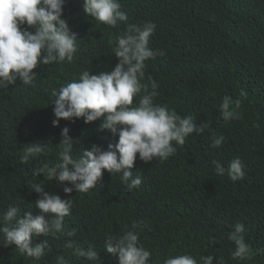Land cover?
<instances>
[{"label": "trees", "instance_id": "16d2710c", "mask_svg": "<svg viewBox=\"0 0 264 264\" xmlns=\"http://www.w3.org/2000/svg\"><path fill=\"white\" fill-rule=\"evenodd\" d=\"M119 2L129 24H156L150 47L165 55L145 62L144 81L151 75L158 82L155 102L181 116H192L197 125L208 122L210 128L190 135L164 162L145 163L138 158L131 171L142 183L132 191L119 174L112 176L106 170L103 185L87 193L65 194L55 180L44 179L43 174L34 178L32 169L39 161L21 163L23 147L45 141L50 151L44 159L54 165L65 126L70 128L69 135L82 141L74 142V158L92 143L107 149L118 142V136L100 130L101 119L92 123L83 118L61 119L59 126H53L50 90L83 70L94 74L110 70L118 63L112 54L115 37L125 30L124 24L113 28L87 16L83 0H65L64 18L81 39L74 62L41 65L34 69L38 75L32 84L18 80L0 89V214L10 205L40 214L35 207L40 194L31 183L43 179L47 191L72 198V215L65 217V229L76 231L72 239L79 245L100 251L102 264H119L118 256L104 250V241L109 235L123 234L134 220L147 225L137 231L145 248L152 251L151 264L185 253L198 264L204 255H214L224 264H264V254L234 260L235 245L227 239L234 225L242 223L246 243L253 250L264 248V0ZM225 95L242 101L240 119L225 122L220 118L219 105ZM212 132L226 138L220 148L210 147ZM237 157L246 165L243 180L233 182L227 174H215L213 160L227 167ZM210 236L215 244H210ZM47 239L51 251L39 260L21 255L15 246H0V264H56L60 254L69 264H88L86 257L78 259L64 249L68 237Z\"/></svg>", "mask_w": 264, "mask_h": 264}, {"label": "clouds", "instance_id": "9594fccd", "mask_svg": "<svg viewBox=\"0 0 264 264\" xmlns=\"http://www.w3.org/2000/svg\"><path fill=\"white\" fill-rule=\"evenodd\" d=\"M65 0H0V89L22 81L24 85L34 82L41 65L55 62H74L79 51L80 38L64 18ZM84 13L105 25L116 28L125 25V30L115 37L112 54L118 63L110 70L94 74L83 70L78 77L52 88L49 93L50 106L55 119L53 126H59L61 119L74 122L83 118L85 123L98 119L102 122L100 130H108L118 136V142L104 146L92 143L74 158V142L79 138L69 135L70 128L61 130L62 141L58 162L50 165L45 154L50 151L45 141L28 143L19 157L21 163L38 160L39 165L32 169L33 177L49 181L55 180L63 185V192L87 193L103 185L105 170L112 176L118 175L125 187L137 189L142 178L134 175L131 169L139 158L145 163L159 160L164 162L182 148L186 139L200 135L210 128L208 122L197 125L192 116H181L175 109L158 104V82L151 76L146 79V61L157 53L150 47V38L155 33L156 24L146 21L142 24H129L127 13L122 10L119 0H83ZM112 41H109L111 47ZM136 98V103H134ZM242 101L225 95L219 105V115L225 122L240 119ZM225 137L211 133L210 147L220 148ZM215 174L237 182L246 176V165L237 157L228 162L227 167L218 160L212 161ZM43 180V179H42ZM42 180H34L32 188L40 194L35 207L40 214L23 211L18 206H9L0 214V246H15L21 255L36 260L51 251L48 237L66 236L63 245L78 259L87 258L88 264H102L100 251L78 244L75 230L65 229V217L72 215V198L47 191ZM67 182V183H65ZM72 186L69 187L68 185ZM147 225L143 221H133L131 228L121 235H109L104 241V250L118 256L119 264H151L152 251L140 241V232ZM246 229L236 223L227 239L235 245L232 252L234 260H252L257 254H264V248L253 250L246 243ZM43 236V240L39 238ZM215 244L214 237L208 238ZM56 264H69L65 255L55 257ZM224 264L214 255L202 256L201 264ZM163 264H198L189 253L169 255Z\"/></svg>", "mask_w": 264, "mask_h": 264}]
</instances>
